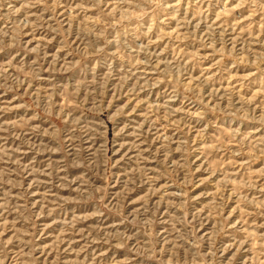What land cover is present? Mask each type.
Wrapping results in <instances>:
<instances>
[{"label": "rangeland", "instance_id": "obj_1", "mask_svg": "<svg viewBox=\"0 0 264 264\" xmlns=\"http://www.w3.org/2000/svg\"><path fill=\"white\" fill-rule=\"evenodd\" d=\"M0 264H264V0H0Z\"/></svg>", "mask_w": 264, "mask_h": 264}]
</instances>
